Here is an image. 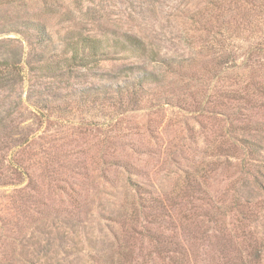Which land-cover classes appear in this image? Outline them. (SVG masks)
<instances>
[{"label":"rangeland","instance_id":"374dc122","mask_svg":"<svg viewBox=\"0 0 264 264\" xmlns=\"http://www.w3.org/2000/svg\"><path fill=\"white\" fill-rule=\"evenodd\" d=\"M55 1L50 5L62 18L74 10L80 22L69 0ZM208 1L84 0L88 19L130 27L161 57L180 60L201 51L196 66L181 72L142 62L162 82L149 83L131 108L109 106L103 97L110 84H125L122 68L134 58L122 59L119 50L96 66L77 67L68 80L53 70L35 72L21 39L24 21H49L60 47L45 58L57 60L65 34L55 33L60 18L47 20L40 0H0V40L17 46L26 71L24 80L0 89V264H169L152 238L159 232L170 237L171 249H186L188 264H228L235 252L221 237L220 222L240 251L247 244L235 235L255 234L264 264V150L235 147L244 138L264 145V126L248 132L233 122L237 116L264 121V108L226 116L212 111L216 90L232 84L237 68L212 73L215 45L204 41L234 12L214 13L219 17L198 42L204 48L188 42V17ZM249 35L227 41V52L248 45ZM217 207L225 211L219 222Z\"/></svg>","mask_w":264,"mask_h":264},{"label":"trees","instance_id":"16d2710c","mask_svg":"<svg viewBox=\"0 0 264 264\" xmlns=\"http://www.w3.org/2000/svg\"><path fill=\"white\" fill-rule=\"evenodd\" d=\"M40 1H43V6L46 9L47 20H51V17L56 16L60 18L57 23L60 28L55 33L65 30V34L62 39L63 45L60 48L62 58L50 60L45 58V54L48 51L58 49L60 45L54 38L49 21L35 23L32 18L24 21V29L20 31L23 36L21 39L27 45L28 51L26 53L29 60L32 59L34 62L33 70L35 72L53 70L59 73L55 77L61 76L62 78L66 76L68 80L73 76L72 73L77 67L96 66L99 60L109 59L111 55L119 53V50L123 52L122 59L134 58V61L125 64L122 68L123 75L127 77L125 84L116 83V87L110 84L109 88L105 90L103 99L110 103L109 106H124L126 104V106L134 108L147 95L149 83L159 85L162 82L160 75L156 71L148 69L145 63L142 62L146 60L159 62L166 67L167 72L171 73L181 72V70L186 71L188 67L196 66V62L200 58L201 51L183 56L180 60L171 56L161 57V51L154 43L152 44L146 38L135 34L130 27L123 30L122 27L113 24L111 26L114 28H110L98 18L88 19L90 8L87 7L84 10V0H69L75 11L80 14L78 16L80 22L76 21L77 16L74 10H72L73 14L69 10L72 16L69 19L62 18V10L54 11L53 5L50 4L55 0H52L51 3L48 0ZM261 1L264 0H209L204 8L193 10L188 17L190 22V27L186 31L187 36L190 37L188 42L194 50H198L206 46L203 41L199 44L198 42L201 41L203 32L209 28L207 23H212L215 18L219 17L214 13L220 10L226 13L234 12L232 18H229L220 30L214 32L212 38L210 31L209 38L204 40H209L215 45L213 51L216 52L214 57L215 70L212 73L220 75L232 66L237 68L232 84L227 88L216 90L218 98L213 101L212 111L217 115H236L237 113H243L244 109L253 112L257 108H264V4ZM8 2L12 4L18 2V0H8ZM57 2L58 0L55 1V3ZM121 28L122 30L119 31ZM246 32L250 34L249 37H252L248 45L236 49L231 48L230 52H227V41L241 40L242 35ZM217 36H220L219 40L216 39ZM196 41L197 45H194ZM241 48L244 49L242 52L244 55L243 57L241 55L242 59L239 62ZM22 62L21 53H19L17 46L9 47L0 40V89L25 79L26 71L23 69L25 68L24 64L21 65ZM229 62H231V65H228ZM108 76L113 79L118 77L114 73H108ZM113 79H110V82H113ZM179 100L177 106L182 108L184 103L182 99ZM194 105L199 106V102ZM33 106L38 111L42 108L38 104ZM251 117L246 116L245 119H242V117L237 116L233 119V122H243L245 125L243 128L248 129V132L258 130V128L264 126V121H254ZM239 145L252 154H260L264 150V145L251 139H237L235 147ZM188 202H185V204ZM234 204L240 207L239 203L235 202ZM218 208L220 207L214 210L216 222H219L225 216V211ZM239 209L241 212V207ZM221 224L223 222H220L219 233L230 246L228 247L229 250L232 253L235 252L234 261L236 264H260L263 249L261 244L258 243L256 235L250 232L237 233L235 235L236 239L240 238L242 243L247 244V247L242 248L240 251L239 248L235 249L231 246L230 242L233 241L234 235L227 234L225 232L227 229ZM152 238L156 248L158 247L157 253L160 256L165 253L169 264H188L186 249L177 245L171 249L169 247L171 244L170 237L165 233H155ZM231 258L228 259V264H234ZM244 258L249 259V261H245ZM250 261L251 263H249Z\"/></svg>","mask_w":264,"mask_h":264}]
</instances>
